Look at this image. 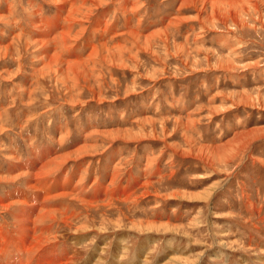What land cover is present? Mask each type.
Instances as JSON below:
<instances>
[{"label": "rangeland", "instance_id": "374dc122", "mask_svg": "<svg viewBox=\"0 0 264 264\" xmlns=\"http://www.w3.org/2000/svg\"><path fill=\"white\" fill-rule=\"evenodd\" d=\"M184 1L78 0L72 39L48 57L34 20L61 1L0 0V198L20 190L31 209L40 196L10 164L43 150L80 151L57 175L85 174L84 193L113 172L114 192L130 188L51 201L71 228L43 224L57 226L50 245L80 264H264V0Z\"/></svg>", "mask_w": 264, "mask_h": 264}, {"label": "bare ground", "instance_id": "6f19581e", "mask_svg": "<svg viewBox=\"0 0 264 264\" xmlns=\"http://www.w3.org/2000/svg\"><path fill=\"white\" fill-rule=\"evenodd\" d=\"M60 1V11L58 12L56 17L48 20L44 19L43 22H40V18L34 20V22L36 23L35 27H37V30L39 31L38 36L42 38L40 39L41 42H37H39V44H43V46L45 47L44 49L46 50V55H48V57L49 53H51L53 50H57V45L59 43L64 44L72 39L74 27L77 25L75 23L76 20L74 18V15L80 13V6L76 4L78 0ZM80 1L86 2L88 0ZM190 1L191 0L184 1L182 3V6H189ZM103 2L104 0H100L99 4L101 5ZM126 2L127 1L122 4V8L124 9H127L129 5V3L126 4ZM204 4L205 6L209 4L210 7L214 6L215 9H220L225 8V6L232 7L235 4H239V2L238 0H204ZM37 22H39L40 24ZM102 24L103 23L100 21L99 25ZM129 31L132 34L134 33L132 29H129ZM37 42H35V44H38ZM93 51L94 48L92 49V55ZM51 61H53V58ZM71 70L74 69L62 70V72L60 73L65 74V72ZM87 136L92 137V135ZM81 150L82 154H84L83 152L87 150V146L81 147ZM9 154L10 157H12L11 160L20 162L18 159L19 157L12 155V151L11 153L9 152ZM79 157L80 151H73L68 155L54 156V154L51 153L50 150H43L35 154L34 158L31 160V165L28 168L26 167V165H20L21 163L15 165L10 164V173L13 175L12 178H10V181H16L23 176L27 177L26 189L29 192L33 191L40 197L36 200H30L34 203V205H30L29 207H31V209L29 210H26L25 207L28 206L26 200H29L28 197L30 196V194L29 196H27V198H25L24 192L18 190L8 192L6 194L5 201L0 198V207L4 211L2 212L4 215L5 213L7 214L10 209L15 208L16 206L20 207L16 212L9 213L11 215V221L4 218L5 222L2 220L3 222L0 223V254L8 257L7 262L5 261L7 264H80L81 260L84 259L80 258L81 250L80 252L79 250L74 251V249H72L71 247L62 246V243L59 245H50L52 241H57V237L55 238L56 234H52L54 232L58 234L57 226L56 229H54V225L45 226L43 224L48 221L55 222L59 219L65 226L71 228L69 221V208L67 206L65 208L63 207L65 203L59 207H54V205L51 204V201L55 199L65 200L69 198L75 202H78L79 204L81 202L82 205H92L95 201L106 202L113 200L114 193L119 194L123 198H127L130 188L119 186L117 187V189L120 191L119 193H116L117 190L114 189V181H117L118 178L115 172H113L112 174L107 173V176L104 178L105 183H100L101 185L99 184V181H96V179L93 178L92 182H90L92 188L88 190V193H84L85 188H83V184L85 182V174H82V176L81 174L77 173V176L75 175V177H63L64 175H68L64 172V174L57 175V172L60 168L65 167L67 163L71 162L74 158L79 159ZM20 167L24 168L23 174L15 175L18 172L22 173V169H20ZM55 175L57 176L54 177ZM137 182L135 184V188L137 189L142 185L144 187L149 185L147 183H142L139 180ZM51 188L55 190L54 193L57 192L56 194L52 193L54 194H51L52 196L48 194ZM65 190L66 192H63ZM114 190L116 191L114 192ZM40 193L43 196H41ZM26 195H28V192ZM95 195H100V197L96 198ZM52 229L56 231L52 232ZM80 230L83 231L84 235H86L87 232H89V227L83 226L77 231L79 232ZM47 235H51L52 237L50 238ZM67 235H62V237H65ZM65 240H68V238H65ZM70 240V242L74 241L73 238H70ZM14 248L18 252V259L13 258L12 254L10 253V251ZM97 248H100L98 243ZM126 248L127 246H124L123 250H127ZM105 251L106 248L103 249V252ZM25 253H27V255ZM23 256L26 257V260ZM96 257L97 256L95 255L93 256L94 259ZM101 258L98 257L97 261L89 259L84 260V262L91 263L92 261H94L93 264H101V262H103ZM35 259L37 261H34Z\"/></svg>", "mask_w": 264, "mask_h": 264}, {"label": "crops", "instance_id": "0c3cea01", "mask_svg": "<svg viewBox=\"0 0 264 264\" xmlns=\"http://www.w3.org/2000/svg\"><path fill=\"white\" fill-rule=\"evenodd\" d=\"M26 162V161H25ZM21 164H23V165H26V163H24V161H21ZM122 184V183H121ZM128 185V184H127ZM126 185V186H127ZM10 253L12 254V257L13 258H16V259H18V252H17V250L14 248V249H12L11 251H10ZM26 254V253H25ZM27 255V254H26ZM24 257V256H23ZM5 258V259H4ZM4 259V260H3ZM24 259L26 260V257H24ZM0 260H1V262H0V264H7L6 262H7V260H8V257H6V256H3V255H1L0 254ZM4 261V262H3ZM6 261V262H5ZM14 262H16V261H14Z\"/></svg>", "mask_w": 264, "mask_h": 264}]
</instances>
